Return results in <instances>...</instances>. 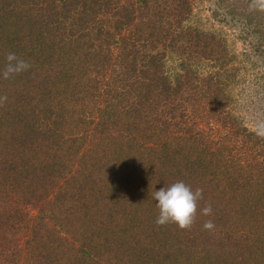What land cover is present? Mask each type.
Listing matches in <instances>:
<instances>
[{"label":"trees","instance_id":"16d2710c","mask_svg":"<svg viewBox=\"0 0 264 264\" xmlns=\"http://www.w3.org/2000/svg\"><path fill=\"white\" fill-rule=\"evenodd\" d=\"M199 1L0 0V264H264V139L217 27L264 65V12L216 0L204 28ZM9 52L31 68L6 80ZM177 181L190 230L155 223Z\"/></svg>","mask_w":264,"mask_h":264},{"label":"rangeland","instance_id":"374dc122","mask_svg":"<svg viewBox=\"0 0 264 264\" xmlns=\"http://www.w3.org/2000/svg\"><path fill=\"white\" fill-rule=\"evenodd\" d=\"M215 2L216 0L198 2L196 21H200L204 28H210L209 24L213 23L211 13L216 9ZM240 24L241 22H238V25ZM217 27L222 28L231 36L232 46L239 57L238 63L232 65L233 69H236L238 65L241 68L239 73L237 72L239 78L236 79V83L238 85L236 84L231 91L236 101V114L240 121L244 122L250 131L255 133L257 138L264 139V134H258L264 131V65L262 60L257 53H250L252 59L244 53L246 45L239 33L241 26L236 27L232 23L226 26L221 23ZM250 47L252 48V45ZM252 138L254 139V137Z\"/></svg>","mask_w":264,"mask_h":264},{"label":"clouds","instance_id":"9594fccd","mask_svg":"<svg viewBox=\"0 0 264 264\" xmlns=\"http://www.w3.org/2000/svg\"><path fill=\"white\" fill-rule=\"evenodd\" d=\"M249 8L264 12V0H250ZM5 59L6 64L2 71V76L6 80L31 68L27 61L21 59L15 53H7ZM7 99L6 95L0 96V105H3ZM258 134H264V131ZM151 195L158 201L159 215L155 221L158 226L175 223L180 229H191L196 220L199 201L203 199V189L196 188L193 191L190 185L183 181H177L156 190ZM201 214L204 216L211 215V205H206L201 210ZM203 228L211 232L215 229V224L212 220H207L203 224Z\"/></svg>","mask_w":264,"mask_h":264}]
</instances>
